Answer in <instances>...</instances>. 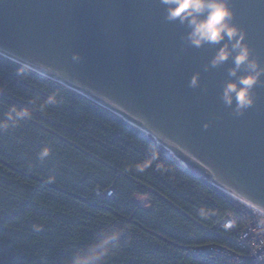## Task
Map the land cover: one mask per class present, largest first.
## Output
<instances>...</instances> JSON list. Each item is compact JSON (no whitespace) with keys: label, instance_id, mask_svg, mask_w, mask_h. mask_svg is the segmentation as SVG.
Wrapping results in <instances>:
<instances>
[{"label":"trees","instance_id":"trees-1","mask_svg":"<svg viewBox=\"0 0 264 264\" xmlns=\"http://www.w3.org/2000/svg\"><path fill=\"white\" fill-rule=\"evenodd\" d=\"M237 206L151 137L0 56V264H70L112 230L104 264H210L192 251L239 253L209 231Z\"/></svg>","mask_w":264,"mask_h":264},{"label":"water","instance_id":"water-1","mask_svg":"<svg viewBox=\"0 0 264 264\" xmlns=\"http://www.w3.org/2000/svg\"><path fill=\"white\" fill-rule=\"evenodd\" d=\"M250 59L264 69V0H227ZM160 0H0V56L54 81L151 137L183 167L264 213V74L237 115L224 88L231 42L194 46ZM195 79V86L191 81ZM264 247L256 251L259 255Z\"/></svg>","mask_w":264,"mask_h":264},{"label":"clouds","instance_id":"clouds-1","mask_svg":"<svg viewBox=\"0 0 264 264\" xmlns=\"http://www.w3.org/2000/svg\"><path fill=\"white\" fill-rule=\"evenodd\" d=\"M160 3L167 6L165 19L175 21L179 19L181 24L187 22L191 31L189 32L190 42L194 46H200L202 42L216 44L223 40L225 36L231 42V48L225 44L221 46L212 64L218 65L224 62L233 52V62L235 68L230 70V75H235L236 69L243 65L246 75L239 77V87L235 82L228 83L224 88V99L231 104L233 98L236 101L237 115L242 114L243 109L251 107L254 103L251 93L252 87L258 82L260 76L264 74V69H260L258 62L250 59L248 47L242 43L244 34L238 30L230 21L233 12L228 6L227 0H160ZM196 81H191V86H195ZM43 155H47L44 153ZM120 231L112 230L107 233L105 240L97 248L82 252L77 250L70 264H104L105 258L117 246L120 239Z\"/></svg>","mask_w":264,"mask_h":264},{"label":"built area","instance_id":"built-area-1","mask_svg":"<svg viewBox=\"0 0 264 264\" xmlns=\"http://www.w3.org/2000/svg\"><path fill=\"white\" fill-rule=\"evenodd\" d=\"M238 204L231 213L209 231L232 243L239 253L220 247L195 249L192 254L204 257L210 264H264V213L247 207L232 198Z\"/></svg>","mask_w":264,"mask_h":264},{"label":"rangeland","instance_id":"rangeland-1","mask_svg":"<svg viewBox=\"0 0 264 264\" xmlns=\"http://www.w3.org/2000/svg\"><path fill=\"white\" fill-rule=\"evenodd\" d=\"M136 201H137L138 204H141L142 203L143 205H146V202L144 201V198H142V197H137L136 198Z\"/></svg>","mask_w":264,"mask_h":264},{"label":"bare ground","instance_id":"bare-ground-1","mask_svg":"<svg viewBox=\"0 0 264 264\" xmlns=\"http://www.w3.org/2000/svg\"><path fill=\"white\" fill-rule=\"evenodd\" d=\"M236 200V199H235ZM240 203H242V204H244L245 206H247V207H252V206H250L249 204H246V203H244V202H241V201H239Z\"/></svg>","mask_w":264,"mask_h":264}]
</instances>
